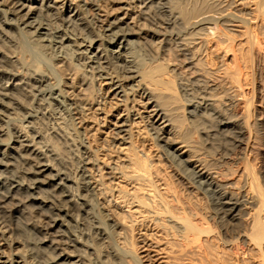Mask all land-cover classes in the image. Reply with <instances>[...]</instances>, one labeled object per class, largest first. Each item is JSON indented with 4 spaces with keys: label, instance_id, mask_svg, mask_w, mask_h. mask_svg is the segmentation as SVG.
Here are the masks:
<instances>
[{
    "label": "bare ground",
    "instance_id": "bare-ground-1",
    "mask_svg": "<svg viewBox=\"0 0 264 264\" xmlns=\"http://www.w3.org/2000/svg\"><path fill=\"white\" fill-rule=\"evenodd\" d=\"M263 67L264 0H0V264H143L106 194L103 178L117 174L152 192L120 198L144 209L156 197L169 214L158 225L201 264H240L248 246L264 264L253 167L207 158L264 160ZM118 103L107 147L129 144V155L103 175L94 136ZM136 119L199 205L177 186L180 206L168 205L144 178L153 166L135 146Z\"/></svg>",
    "mask_w": 264,
    "mask_h": 264
},
{
    "label": "rangeland",
    "instance_id": "rangeland-1",
    "mask_svg": "<svg viewBox=\"0 0 264 264\" xmlns=\"http://www.w3.org/2000/svg\"><path fill=\"white\" fill-rule=\"evenodd\" d=\"M217 65H222L221 67L224 68L232 67V62L230 61V59H221L217 62ZM250 72L251 69H247L248 80L251 79ZM262 75L264 76V67L262 70ZM99 85L97 84L100 91V95L108 97L109 92L107 90L106 83L102 81ZM244 88H247V91L248 89H250L249 91L252 93L251 85H247ZM115 101L116 100L114 99L112 100V102ZM253 103L254 105L257 104L255 91ZM109 108V106L105 108V110H109V113L107 112L108 114L106 115L107 120L105 119L106 121L100 125L98 131L96 132V135L94 136V138L97 137L98 139V143H94V148H98L97 156L99 161V168L104 165V169L101 172V174L103 175H108L110 171L108 169V166L110 164L120 165L124 161L126 162V160L128 159L127 155H129L127 149L129 144H116L115 148L117 147L116 150H118V153H116V151H114L112 147H107V141L109 142L112 136L111 127L113 123H115V121L117 120V116L122 115L124 113L122 111L123 107L120 105V103H118V105H116V107H114L113 109ZM130 127L133 138L136 141L135 146L137 147L139 154L142 157L148 156L149 163L151 166H153V169L155 170L154 171L153 169H151L152 171L150 176H147V174L144 173H142V175H144V178L154 181L161 195L165 198L166 203H168V205L176 204L177 206H180L179 203L175 202L176 192H173L174 186H177L176 190H179L182 198H185V200L189 198L191 205H199L198 196L195 194L192 187L178 175L172 165L163 157V154L159 151L158 147L154 145L150 135L144 127L143 122L140 119H136L135 121L131 122ZM90 141L93 143V137H90ZM212 157L217 159L221 158V160L227 162L228 165L234 164V162L238 161L237 158L241 157L242 161L241 163H239V168L241 169H243L244 166L243 162L251 164L255 174L257 175L258 185L262 190L263 195L262 197H260V199L262 198L264 200V160L261 156L254 154L248 155L247 153L244 154L242 150L235 149L226 154L225 157L218 152L207 153V158ZM109 177L111 178L109 181H107L105 178H103V181L105 185L112 186V192L106 193L107 195H109V197L113 199L112 206L114 209L112 210L115 213H119V215L121 216V220L127 228V232L129 234L130 239L134 241L133 250L137 255L138 259L143 264H201L202 261L199 260L200 255L197 256L198 253L193 252V255L195 254L194 256L196 257L191 255V250L193 248V251L197 250L195 247L187 245L188 248H185L186 244L182 245L179 241V237L173 236L170 232L166 231L160 225H158V223L165 225L166 219L169 217V214H165L163 211L157 208L156 197L150 199L151 206L148 205L145 206L144 209H141L139 204L134 200L129 198L122 199L119 196V189L122 188L127 192H133L135 190L139 195H147L149 197H152V192L147 190V186L140 185V181L138 180L133 182L131 180H127L126 178L119 177L118 174L114 176L109 175ZM143 187L144 189H140ZM172 197L174 201L171 200ZM172 210L173 212H175L174 215H179V213H176L179 212V209H177V211H174V209ZM185 210L190 211L189 209ZM123 214H127L129 218L124 219ZM178 222L181 223V221ZM212 222L213 221L210 220V224H212L213 226ZM211 235L217 236V233L211 232ZM173 243L175 245H173ZM226 246H228L227 248H230L232 245L229 244ZM189 247H191L192 249L190 250ZM248 247L251 248L253 256L249 257V255L246 256L247 254H245V261H248V264H261L260 260L262 259L258 255L256 256V253H254L253 249L254 247ZM182 248L184 249L181 250ZM2 249L4 250L5 254H7L8 250L6 249V247H3ZM249 251L250 250H248L247 252ZM209 257L207 256L206 258L208 260H210L211 258L210 261H212L213 256L210 258ZM246 257L249 259H247ZM234 258H236V256H234ZM244 258H237L240 264H242V262L244 263ZM235 260L236 259H233V264ZM204 262L205 261H203L202 263ZM262 262H264V260Z\"/></svg>",
    "mask_w": 264,
    "mask_h": 264
}]
</instances>
